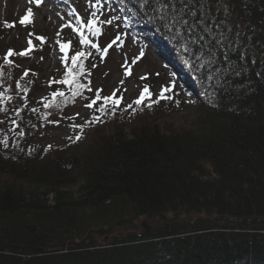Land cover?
<instances>
[{
    "label": "trees",
    "instance_id": "1",
    "mask_svg": "<svg viewBox=\"0 0 264 264\" xmlns=\"http://www.w3.org/2000/svg\"><path fill=\"white\" fill-rule=\"evenodd\" d=\"M71 1L84 20L94 11L113 20L102 33L115 27L188 87L192 78L194 118L175 127L162 123L159 104L127 109L125 101L114 115L99 111L103 100L89 109L97 92L85 68L73 98L52 83L56 73L45 78L42 59L30 62L48 46L36 34L31 54L7 65L8 50H22L0 25V264H264V0H160L169 5L164 20L157 0ZM180 8L190 22L193 11L206 20L211 32L195 27L203 41L192 43L179 25L169 30ZM69 41L63 78L81 44L75 33ZM56 91L65 96L45 107ZM77 104L102 122L87 123L73 145L42 146ZM104 128L108 135L96 134Z\"/></svg>",
    "mask_w": 264,
    "mask_h": 264
},
{
    "label": "rangeland",
    "instance_id": "2",
    "mask_svg": "<svg viewBox=\"0 0 264 264\" xmlns=\"http://www.w3.org/2000/svg\"><path fill=\"white\" fill-rule=\"evenodd\" d=\"M29 7L33 8L34 24L25 28L18 21L26 14ZM86 18L91 19L92 15L86 14ZM81 20H84V18L76 15L71 0H43L40 6L29 3V0H0V25L5 27V23H15V27L11 28L13 32L10 39H18L17 45L20 46L21 50L28 47L27 41L30 38V32L36 34V36H44L47 39V48H43L42 51L33 54L30 58L31 63L42 59L46 79L52 78L55 73V80L63 79L64 71L62 68L66 66V62L63 59L64 52L60 50V43H68L72 33L80 37L79 33L74 32L72 28L65 25L68 23L74 26L79 25ZM30 27L32 31H30ZM21 28H25L24 31H20ZM85 30V35L92 36L87 32V29ZM117 35L119 40L109 49L107 56L103 58L94 48L87 50L84 44L76 46L77 51L91 53L84 60V68L87 74L94 77L92 92L99 91L102 96H108L119 89V91H116V96L123 95V101L127 105L131 103L133 107H136L133 102L139 96L143 84L152 85L155 99L164 87H171V92L166 95H170L173 98L172 101L176 100L177 103L172 107L168 104V106L161 104L167 101L159 103L163 113L162 116L166 119L162 123L167 122V124L175 127H181L185 122H190L194 118L193 108L198 101V85L194 83L193 79L191 78L190 81L194 87H191V85L188 87L187 82L182 80L184 78L177 79L176 74L159 58V55L153 49L144 50L134 42L133 38L128 36L121 39V35L115 27L105 29V32L100 36L93 37L96 44L103 49L116 39ZM122 65L131 67V76L124 74L125 67ZM64 70L66 69L64 68ZM144 76L147 79H141ZM64 85L60 84V87L63 88ZM193 88H196L197 92L196 90L193 91ZM124 89H127V91H124ZM91 116V111L83 107L82 104L72 106L63 114L61 119L45 131L40 144L45 147L49 145L53 147L73 145L74 138L78 134L81 135V139L78 141L80 142L86 134L85 125L87 121L92 119ZM73 125H83V133L80 132L79 127L74 128ZM109 132L108 128H104L96 134L103 136L108 135ZM69 137H72V139H69ZM93 137L94 135L88 137V142L92 143Z\"/></svg>",
    "mask_w": 264,
    "mask_h": 264
},
{
    "label": "snow or ice",
    "instance_id": "3",
    "mask_svg": "<svg viewBox=\"0 0 264 264\" xmlns=\"http://www.w3.org/2000/svg\"><path fill=\"white\" fill-rule=\"evenodd\" d=\"M43 0H29V3L35 4L36 6H40L42 4ZM159 7L158 11L163 13V15L160 16L161 20H164L165 17L167 16L168 13V8L169 5L167 3H160V0H157ZM181 4H184L185 6H190L189 5V0H180ZM143 4L145 6L150 4V0H143ZM99 5V0H97L96 5H91V7L96 8ZM175 4L172 5V8L175 10ZM92 18L87 19V20H81L79 25H72L71 23L66 24V27L72 28L74 32L79 33L80 36V43L84 45H90L92 48H94L97 52L101 54V57H106L108 54L109 49L113 47L114 44L117 43L119 40V36L116 37L111 43H109L106 47L101 49V47L93 43L87 35H85L84 29H87V32L90 33L94 37H98L102 34V29L101 26L104 24L111 25L113 23L112 19H103L101 20L100 17L97 15V12H92ZM184 9L180 8L178 11L175 12V15L172 17V22L171 25H169V30H171L173 27L176 25H179L180 27L184 28L188 33L193 34L194 38L192 39V43H198L199 41H203L204 37L203 36H197L195 34V27L196 24L199 23L200 25L203 26L202 30L204 32H211L212 29L208 27L207 22L204 18L199 17L195 11L190 13V16L195 18V20L191 21L189 19H184ZM18 23L21 26L27 27L28 25H33L34 24V12L33 8L29 7L26 10V14L19 19ZM219 26V25H217ZM5 27L7 28H13L15 27V23H5ZM180 35V33H178ZM35 36L34 33H29V37ZM35 39L40 41L41 43L45 42L46 38L43 36H35ZM28 47L25 50H22L20 52H15L14 50H8L7 54L3 57V60L5 63L9 66H18L14 65V62L9 59V57L13 56H21V57H27L31 54L33 48L35 47L33 45V41L31 38L28 39L27 41ZM59 43V41H58ZM71 46V42L69 41L68 43H60V50L61 52H64V61L67 62L69 59L68 57V50ZM203 47V45H201ZM184 52H188L189 48L187 46H182ZM87 55H91V53H85L84 51H77L74 56L71 57V67L67 68V72L64 75V78L62 80H55L52 81V83H60V84H66L69 86L70 90L72 91V97L75 98L76 96L81 95V90L85 88V85L80 83L79 81V76L84 74V64L83 60L81 59L82 57L86 58ZM142 55V53H141ZM224 59L225 60H230V57L228 56L227 53H224ZM125 67V75L126 76H131L132 75V69L129 65H122ZM198 67H203V65H199ZM73 69H76V71H73ZM0 76H3V72L0 71ZM24 76H28V71L24 72ZM141 79H147L146 76L141 77ZM123 83V81H121ZM171 87H164L157 95L156 99H153V93L150 91L149 87L145 85L139 96L134 100V104L138 107L141 106H146L148 109H151L153 105L159 104L161 101H166L172 99L170 95H166L167 93L171 92ZM89 91L91 89L89 88ZM102 91V90H100ZM116 91H119L117 89ZM116 91H114L111 95L109 96H104L101 97L99 94V91L96 93L95 99H93L90 103L86 105L89 109L94 108V106L97 104V101L103 100V106L99 108V111L103 114H107L109 111L112 112V114H115V110L119 108L120 104L123 101V95H120L119 97L116 96ZM124 91H127V89H124ZM65 93L63 91H56L53 92L52 94V99L50 102L45 103V107H51L54 103L57 97H64ZM67 102V99L65 100ZM59 107V105H57ZM133 105L130 103L127 105V109H131ZM19 115V113H17ZM102 122L101 116H94L92 120L87 121L86 123L88 124H94V123H100ZM15 123V121H13ZM74 128L79 127L80 132L83 133V125H73ZM69 139H72V137H69ZM81 139V135L78 134L74 138V142L79 141ZM5 147H8V142L2 141ZM49 148H51V145H49Z\"/></svg>",
    "mask_w": 264,
    "mask_h": 264
}]
</instances>
